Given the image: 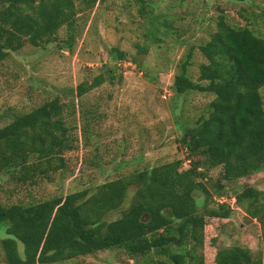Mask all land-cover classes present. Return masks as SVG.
<instances>
[{
    "label": "trees",
    "instance_id": "trees-1",
    "mask_svg": "<svg viewBox=\"0 0 264 264\" xmlns=\"http://www.w3.org/2000/svg\"><path fill=\"white\" fill-rule=\"evenodd\" d=\"M105 1L0 0V64L26 44L44 48L62 41L70 48L78 14ZM154 7V0L123 4L128 15L143 21L144 37L152 34L150 43L159 45L162 37L176 32L170 23L154 25L159 19ZM245 19L238 25L219 16L208 40L197 46L205 61L197 65L196 79L189 71L194 46L177 64L175 94L214 96L192 125L181 124L177 141L189 166L183 168L182 160L174 158L65 194L0 203V224H8L11 236L0 238L6 264H53L112 249L124 250L136 264H205L204 249L214 239V227L235 210L259 221L264 232V190L247 186L226 197L236 180L264 169V35ZM62 27L64 40L58 36ZM149 45H137L138 53H147ZM109 54L127 59L117 48ZM104 67L112 78L113 69ZM104 82L99 72L72 91L81 96ZM67 106L66 99L54 96L0 123V173L6 181L34 187L67 167L65 152L75 148ZM116 211L120 215L107 220ZM17 241L23 243V257ZM209 255L214 264H261L242 245L209 249Z\"/></svg>",
    "mask_w": 264,
    "mask_h": 264
},
{
    "label": "rangeland",
    "instance_id": "rangeland-1",
    "mask_svg": "<svg viewBox=\"0 0 264 264\" xmlns=\"http://www.w3.org/2000/svg\"><path fill=\"white\" fill-rule=\"evenodd\" d=\"M154 1V11L159 14L154 25L164 28L163 24L170 23L176 32L162 37L159 45L150 43L152 34L144 37L143 21L123 9L126 0H107L78 14L70 48L62 41L48 43L44 48L26 44L10 52L0 64V123L61 96L68 101L65 119L75 145L65 152L67 167L52 174L50 181L41 179L34 187L15 186L6 181L5 173H0V203L65 194L174 158L182 160L183 168L189 166L177 141L180 128L192 125L206 112L214 96L196 91L175 94L172 85L177 64L194 46L189 71L196 79L197 65L205 61L197 46L208 40L221 15L238 25L250 19L252 27L264 35V0ZM58 36L60 40L66 38L64 27ZM145 43L150 44L147 53H138L137 45ZM112 48L126 52L127 59L110 58ZM106 64L115 73L112 78L105 71ZM99 72L104 73V83L81 96L72 91L78 84H88ZM261 92L264 101V87ZM247 186L264 190V169L236 180L227 188L226 197ZM11 189L13 193H9ZM194 195L203 200L200 192ZM129 202L130 195L123 209ZM199 207L202 208L200 204ZM118 215L120 211L113 212L107 220ZM7 226L6 222L0 224V238L11 237ZM214 234L212 243L204 249L205 264L215 262L213 255L207 256L209 249L231 245L250 248L264 264V232L259 221L243 210L232 211L228 219L214 227ZM17 252L24 256L20 241ZM0 264H6L1 245ZM53 264L136 263L124 250L112 249Z\"/></svg>",
    "mask_w": 264,
    "mask_h": 264
}]
</instances>
